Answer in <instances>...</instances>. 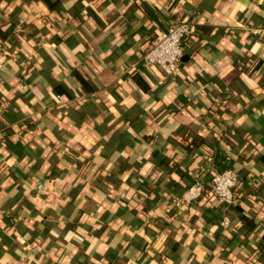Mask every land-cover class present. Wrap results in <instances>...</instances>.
Wrapping results in <instances>:
<instances>
[{"label": "crops", "instance_id": "obj_1", "mask_svg": "<svg viewBox=\"0 0 264 264\" xmlns=\"http://www.w3.org/2000/svg\"><path fill=\"white\" fill-rule=\"evenodd\" d=\"M182 19L175 74L141 62ZM256 29L264 0H0V264H264ZM225 168L232 204H171Z\"/></svg>", "mask_w": 264, "mask_h": 264}, {"label": "built area", "instance_id": "obj_2", "mask_svg": "<svg viewBox=\"0 0 264 264\" xmlns=\"http://www.w3.org/2000/svg\"><path fill=\"white\" fill-rule=\"evenodd\" d=\"M194 24L188 19L175 21L161 31L144 50L140 59L144 64H156L167 75H174L178 70L180 58L184 51L183 39L192 32ZM264 35V29H256ZM3 60L0 57V69ZM60 98V95H56ZM205 183L196 177L180 194L171 198V204L180 207L201 197L208 192L218 202L230 205L234 202L233 188L237 184V173L231 168L214 171Z\"/></svg>", "mask_w": 264, "mask_h": 264}, {"label": "trees", "instance_id": "obj_3", "mask_svg": "<svg viewBox=\"0 0 264 264\" xmlns=\"http://www.w3.org/2000/svg\"><path fill=\"white\" fill-rule=\"evenodd\" d=\"M217 163H218V162H217ZM218 164H219V163H218ZM224 166H225V165H224ZM220 167H221V168H224L222 164L220 165ZM222 170H223V169H222Z\"/></svg>", "mask_w": 264, "mask_h": 264}]
</instances>
